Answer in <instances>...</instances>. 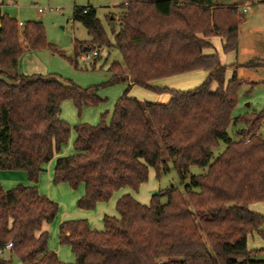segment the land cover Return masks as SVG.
<instances>
[{
    "label": "trees",
    "instance_id": "16d2710c",
    "mask_svg": "<svg viewBox=\"0 0 264 264\" xmlns=\"http://www.w3.org/2000/svg\"><path fill=\"white\" fill-rule=\"evenodd\" d=\"M120 8L117 19L107 17L122 58L110 63L107 85L127 88L109 122L102 114L95 125L73 127L60 119L61 104L72 102L78 113L96 107L105 101L98 89L19 74L20 38L31 50H55L40 22L19 26L0 15V77L7 79L0 78V171H23L35 184L73 131V154L56 158L51 182L82 187L77 208L92 210L120 190L136 193L150 169L159 178L169 164L183 189L159 190L147 204L129 192L121 195L116 216L102 217V230L84 219L61 222L58 243L74 256L73 263H64L48 249V232L42 229L55 219L58 204L36 186L4 189L0 184V264H12V256L22 264H264V248H247L253 233L264 241V213L251 208L264 205L263 115L232 117L236 74L226 80L227 66L216 54L204 53L214 36L221 38L224 52L236 51L243 12L211 0H129ZM72 20L90 37L75 44V56L110 45L92 7H74ZM252 62L245 66H264V60ZM195 70L207 77L193 90L151 85ZM131 86L168 100L139 102L129 96ZM236 123L243 128L231 140L227 130ZM220 142L225 148L214 157ZM192 166L204 170L188 177Z\"/></svg>",
    "mask_w": 264,
    "mask_h": 264
},
{
    "label": "rangeland",
    "instance_id": "374dc122",
    "mask_svg": "<svg viewBox=\"0 0 264 264\" xmlns=\"http://www.w3.org/2000/svg\"><path fill=\"white\" fill-rule=\"evenodd\" d=\"M124 0H0V6L4 15L14 18L18 23L29 21L40 22L43 25L45 38L48 44L55 51L49 48L23 51L18 63L17 71L26 76L55 77L61 82H71L81 89L96 87L97 95L105 100L104 103L96 107L82 108L77 112L72 102L64 101L61 104L60 119L70 127L79 123L95 125L100 121L102 114H105V122H109L113 106L116 100L127 88V84L107 85L110 78L108 67L111 62L122 63V58L114 45L110 27L107 23L109 15L118 18L121 11L120 5ZM216 5H236L242 12L243 5H249L250 11L244 14L246 23L239 28L237 36V48L234 52H224L222 43L218 36L213 37V51L223 65L233 67L227 70L225 78L229 80L234 71L236 74L237 103L232 112V117H243L252 114H262V121L259 127V134L264 137V66L254 69L246 67L245 64L256 60H264V0H211ZM90 6L96 11L104 32L106 33L110 45H102L98 48L99 56L92 61H86L82 55L75 56L74 46L76 43L86 42L90 37L86 29L78 21L72 20L74 7ZM43 9L38 12L37 9ZM110 16V17H111ZM118 27H115V31ZM255 40V42H254ZM255 59V61H254ZM95 64V65H94ZM94 65V67H93ZM207 73L202 70H195L177 76L163 78L151 83L152 86H161L178 91H189L200 85ZM7 80L5 77H0ZM129 96L136 98L139 102L164 103L165 94H158L138 86H131ZM243 128L240 123L230 124L227 134L231 140H236V132ZM71 131L67 143L61 149L60 156L73 154V136ZM225 148V144L220 142L218 148L213 150L216 157ZM59 153V154H60ZM57 158L54 155L39 174L40 186L47 193V198L58 204V212L55 219L50 224H44L48 232V246L57 248L58 258L64 263H73L74 258L68 246L58 243L57 230L59 224L64 220H87L90 226L96 230H102V217L104 215L116 216L115 201L120 192H115L107 203H98L92 210H81L76 207V200L80 198L82 188L71 190L65 184H52L53 165ZM169 171L155 177L152 169L149 170L148 179L141 184L138 193H132L134 198L141 204H147L152 194L159 190H164L170 186L179 190L183 185L178 179L175 171L169 164ZM204 169L192 166L189 169L190 175H197ZM4 172L10 173L3 175ZM26 175L23 171H0V181L23 180L18 175ZM27 180V176L24 177ZM37 180V182H38ZM36 182V183H37ZM30 183L32 186L37 184ZM4 189L13 188L12 183H3ZM251 238L248 241L249 249H259L254 245ZM264 243V242H263ZM263 255L256 256L260 259ZM8 258V254L3 255ZM12 264H22L16 257L12 256Z\"/></svg>",
    "mask_w": 264,
    "mask_h": 264
},
{
    "label": "crops",
    "instance_id": "0c3cea01",
    "mask_svg": "<svg viewBox=\"0 0 264 264\" xmlns=\"http://www.w3.org/2000/svg\"><path fill=\"white\" fill-rule=\"evenodd\" d=\"M241 7H243L244 9H245V12L244 13H246L247 11H250V7H249V5H241L240 6V8ZM0 15L1 16H3L4 15V13L2 12V9H1V6H0ZM12 18V17H11ZM247 21H246V19L244 18V20L242 21V23L240 24V26L242 25V24H245ZM240 26H239V28H240ZM219 39H220V41H221V43H222V40H221V38L219 37ZM210 44H211V48H209V49H206L205 51H204V53H206V54H211V53H213V51L215 50V48H214V45H213V37L212 38H210ZM19 42H20V45H21V47L23 48V51H31V49H29L28 48V46H27V44L20 38V40H19ZM254 42H255V40H254ZM254 61H255V59H254ZM18 63H19V60H18ZM247 64V63H246ZM233 67H227V70L229 69V70H231ZM17 69H18V64H17ZM19 73V72H18ZM156 87H161V86H156ZM166 97L164 98L165 99V102L168 100V96L167 95H165ZM164 102V103H165ZM74 138H75V135L73 136V141H74ZM62 149V148H61ZM61 152V151H60ZM60 155H61V153L60 154H57V158L58 157H60ZM8 175V176H10L11 174L10 173H8V172H4L3 173V175ZM10 174V175H9ZM4 175V176H5ZM19 177H21L23 180H20V181H18V180H6V181H0V184L3 186V187H5V185L3 184V183H5V182H9V183H12V186L14 187V186H16L17 184H23V185H26V186H32L31 184H30V182H28L26 179H24V177L26 176V175H18ZM6 177V176H5ZM38 183V184H37ZM36 184H37V188H38V190H39V192L40 193H42V194H44L45 196H47V193H45L46 191L45 190H43V187L42 186H40V182H39V180H38V182H37ZM79 188H82V187H79ZM118 192H120L119 193V195L117 196V198H116V200L121 196V195H123V194H125V193H130L132 196H133V192H131V191H129V190H120V191H118ZM138 193V192H137ZM83 195V188H82V193H81V196ZM80 196V197H81ZM134 197V196H133ZM116 202V201H115ZM253 210H255V211H257V212H261V213H264V205H262V204H257V205H253L252 207H251ZM110 216H112V215H110ZM114 216V215H113ZM64 221H66V220H64ZM102 221V220H101ZM63 222V221H62ZM46 225H43V227H42V229L44 230V231H46V227H45ZM103 226V225H102ZM92 228V227H91ZM94 229V228H93ZM252 239V240H254L255 241V243H254V245H258L259 247H261V245L263 244V246H264V241L263 240H261L255 233H253L252 235H250V236H248V239H247V245H248V241H249V239ZM248 248V247H247ZM261 248H264V247H261ZM261 248H259V249H261ZM48 249L50 250V251H52V252H54V253H56V255H58V253H59V251H58V249L57 248H51V247H49L48 246ZM257 249V248H256ZM248 250H255L254 248H252V249H249L248 248ZM73 256V255H72ZM58 257V256H57ZM73 258H74V256H73ZM59 259V258H58ZM61 259V258H60ZM59 259V260H60ZM61 261V260H60ZM63 262V261H62Z\"/></svg>",
    "mask_w": 264,
    "mask_h": 264
},
{
    "label": "built area",
    "instance_id": "2783aa9c",
    "mask_svg": "<svg viewBox=\"0 0 264 264\" xmlns=\"http://www.w3.org/2000/svg\"><path fill=\"white\" fill-rule=\"evenodd\" d=\"M129 0H124L121 4L123 5H126V3L128 2ZM38 12H43L44 10L43 9H40L38 8L37 9ZM242 12L244 13L245 12V9L243 8L242 9ZM19 26H22V23H18ZM99 56V51H98V48L94 47L92 50L90 51H87L83 54V57L86 61H92L94 60L95 58H97ZM11 248V243H8L6 246H5V250H9Z\"/></svg>",
    "mask_w": 264,
    "mask_h": 264
}]
</instances>
